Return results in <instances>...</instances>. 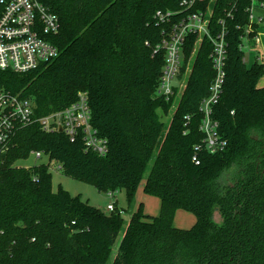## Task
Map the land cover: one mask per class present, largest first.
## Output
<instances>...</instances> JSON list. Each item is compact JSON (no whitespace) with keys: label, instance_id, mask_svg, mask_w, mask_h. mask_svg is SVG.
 <instances>
[{"label":"trees","instance_id":"16d2710c","mask_svg":"<svg viewBox=\"0 0 264 264\" xmlns=\"http://www.w3.org/2000/svg\"><path fill=\"white\" fill-rule=\"evenodd\" d=\"M181 1L40 0L58 18V32L46 37L57 56L25 74L0 70V87L30 99L38 118L83 93L107 152L98 156L82 138L38 123L17 132L0 169V264H264V87L257 86L264 62L247 67L240 48L250 2L205 0L189 11L210 12L212 33L220 21L227 32L225 81L212 112L227 146L209 154L199 131V105L214 77L207 39L186 38L184 88L169 101L156 96L164 51L154 52L162 28L153 15L179 12ZM35 152L46 163L17 165ZM50 163L99 193L124 191L127 203L147 173L142 191L159 199V214L148 217L140 205L124 226L117 207L107 213L54 192ZM178 209L195 216L190 229L173 226Z\"/></svg>","mask_w":264,"mask_h":264},{"label":"built area","instance_id":"2783aa9c","mask_svg":"<svg viewBox=\"0 0 264 264\" xmlns=\"http://www.w3.org/2000/svg\"><path fill=\"white\" fill-rule=\"evenodd\" d=\"M204 1L182 0L180 3L182 10L179 12L155 11L154 22L156 26L162 28V36L154 52L164 51V65L156 96L169 101L184 88L185 81L184 78L179 79V73L183 65L186 38L197 35L198 43L207 39L211 44L208 58L214 77L209 86L208 96L199 105L201 113L199 131L204 137L202 140L204 149L209 154H217L227 146L218 132V124L213 120L212 115L225 81L227 32L223 22L220 21L221 28L212 33L209 24L210 12H203L199 8L189 12ZM249 2L247 9L249 23L244 28L241 42L244 38L255 39L258 42L259 29L257 28L254 33V26L264 24V4L259 3L258 0H249ZM257 10L260 12L256 15ZM175 16L179 17L172 23L171 20ZM58 30L57 16L40 0H0V70L25 74L53 60L57 56V50L46 37L55 35ZM253 33L255 35L251 37ZM240 48L242 50V44ZM35 123L40 125L42 131H60L59 133H63L71 141L82 138L84 148L98 156H104L107 152L106 142L98 136L90 124V112L83 93H80L77 100L65 109L38 118L34 114L30 99L0 87V169L5 164L17 132ZM31 155L36 159L44 157L43 153L38 152ZM198 163L196 160L195 164ZM107 195L113 197L114 193ZM115 207L114 202L108 203L105 211L111 213ZM119 213L122 215V210H119Z\"/></svg>","mask_w":264,"mask_h":264},{"label":"rangeland","instance_id":"374dc122","mask_svg":"<svg viewBox=\"0 0 264 264\" xmlns=\"http://www.w3.org/2000/svg\"><path fill=\"white\" fill-rule=\"evenodd\" d=\"M260 11L257 10L256 15ZM258 42L255 39L248 40L244 38L242 40V51L244 53V59L247 67H249L257 57L259 60L264 62V24L259 25ZM259 87H264V77L259 80ZM173 114L171 110L169 118ZM46 163V158L36 159L34 156H30L25 162H19L17 165L22 167H31ZM58 166L54 163H50L49 171L52 174V190L55 192L58 188H62L68 191L71 195H79L83 200L88 201L90 205L103 210L106 212L105 206L108 203L114 202L115 206L122 210V217L124 219V226L127 224L131 214H133L137 208L141 205L143 214L148 217H155L159 214L160 201L158 198L145 195L142 191L144 181L146 179L147 173L145 174L142 182L140 183L137 191L134 195L133 201L127 203L126 195L124 191H117L114 193L113 197L108 196L104 193H99L94 187L83 182L75 181L71 178L64 176L58 169ZM218 218L215 217V220ZM195 223V216L182 209H178L175 212L173 219V226L177 229L188 230ZM119 240L116 242L114 248L112 249L111 257L115 254Z\"/></svg>","mask_w":264,"mask_h":264},{"label":"crops","instance_id":"0c3cea01","mask_svg":"<svg viewBox=\"0 0 264 264\" xmlns=\"http://www.w3.org/2000/svg\"><path fill=\"white\" fill-rule=\"evenodd\" d=\"M260 29V28H259ZM258 83H259V81H258ZM257 86L259 87V84H257ZM105 210V209H104Z\"/></svg>","mask_w":264,"mask_h":264},{"label":"water","instance_id":"95a60500","mask_svg":"<svg viewBox=\"0 0 264 264\" xmlns=\"http://www.w3.org/2000/svg\"><path fill=\"white\" fill-rule=\"evenodd\" d=\"M60 132V131H59Z\"/></svg>","mask_w":264,"mask_h":264}]
</instances>
